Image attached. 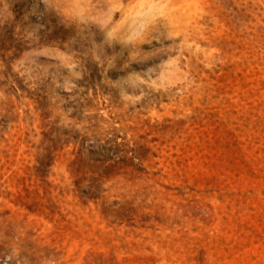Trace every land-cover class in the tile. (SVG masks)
I'll return each mask as SVG.
<instances>
[{
	"label": "rangeland",
	"instance_id": "1",
	"mask_svg": "<svg viewBox=\"0 0 264 264\" xmlns=\"http://www.w3.org/2000/svg\"><path fill=\"white\" fill-rule=\"evenodd\" d=\"M0 264H264V0H0Z\"/></svg>",
	"mask_w": 264,
	"mask_h": 264
}]
</instances>
